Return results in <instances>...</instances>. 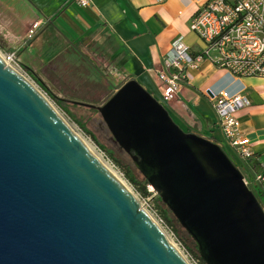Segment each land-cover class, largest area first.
Here are the masks:
<instances>
[{"label":"water","instance_id":"95a60500","mask_svg":"<svg viewBox=\"0 0 264 264\" xmlns=\"http://www.w3.org/2000/svg\"><path fill=\"white\" fill-rule=\"evenodd\" d=\"M97 110L205 264H264V206L213 139L136 79ZM152 197V198H153ZM0 264H188L48 99L0 57Z\"/></svg>","mask_w":264,"mask_h":264},{"label":"crops","instance_id":"0c3cea01","mask_svg":"<svg viewBox=\"0 0 264 264\" xmlns=\"http://www.w3.org/2000/svg\"><path fill=\"white\" fill-rule=\"evenodd\" d=\"M207 0H91L80 7L73 0H0V46L23 48L28 29L38 23L31 46L52 40L89 45L111 65L120 79H136L152 95L159 96L156 71L171 56L177 37L191 52L204 43L189 29L191 17ZM26 44V45H25ZM48 46V45H47ZM29 47V46H27ZM188 75L167 104L184 125L197 124L200 134L223 143V137L207 89L218 93H242L250 104L237 113L240 133L252 156L242 163L245 176L264 174V77H236L205 58ZM125 80V81H126ZM257 187L264 190V182Z\"/></svg>","mask_w":264,"mask_h":264},{"label":"built area","instance_id":"2783aa9c","mask_svg":"<svg viewBox=\"0 0 264 264\" xmlns=\"http://www.w3.org/2000/svg\"><path fill=\"white\" fill-rule=\"evenodd\" d=\"M90 1L73 0L80 7L89 6ZM39 26L38 23L33 24L24 38L27 40L32 38ZM189 29L204 43V48L191 52L182 43L181 37L171 42V56L165 57L163 67L156 71L161 82L159 98L164 105L175 97L187 79L188 75L184 70L187 67L196 68L205 58L210 59L217 68L236 77H264V0H207L191 17ZM0 57L6 65L22 73L15 51L0 50ZM41 92L48 98L47 92ZM205 95L211 101L222 133L223 143L220 145L228 150L238 165L229 157L242 169V163L252 156V150L247 139L240 133L237 113L247 107L250 101L242 93L230 94L227 91L215 93L207 89ZM98 148L96 150L99 154L116 169L104 151ZM244 181L247 185L251 183L253 187L258 186L264 182V174L255 175L254 180L245 177ZM149 190L153 192L152 189ZM141 207L171 239L188 264H199L198 259L191 256L176 240L171 229L149 203H144Z\"/></svg>","mask_w":264,"mask_h":264},{"label":"rangeland","instance_id":"374dc122","mask_svg":"<svg viewBox=\"0 0 264 264\" xmlns=\"http://www.w3.org/2000/svg\"><path fill=\"white\" fill-rule=\"evenodd\" d=\"M34 36H32V38ZM30 39H28L30 43L26 42L27 45L25 44L26 46L23 48H7L0 46V50L15 51L20 61L23 75L39 90L45 91L47 94L49 92L51 95L58 98L101 105L107 101L116 89L126 80L120 79L121 76L117 75L116 72L112 70L108 61L102 57L96 49L89 45L71 43V45L66 46L63 42L52 40L54 43L52 47H50L49 41H46L45 44L42 42V46H38L37 48L31 46ZM41 84L43 86H40ZM46 96L49 99L48 101L63 115V117L69 121V123L73 124L79 133L97 149L98 147L91 139L95 138L96 144L105 150L104 154L116 166V169H113L129 187L138 202L141 205L149 203V206L156 211L155 206L151 202V198L144 199L140 197L135 185L131 184L128 180L127 175L133 177L139 183H141L144 178L134 166L130 156L113 141L99 113L90 112L84 105L85 108L83 106H70V110L77 120L83 123L88 131L85 133L56 105L53 99H51V96ZM165 107L168 109L169 114H171L172 119L181 129L187 132L190 131L200 134L197 124H192L190 126L184 125L177 115L171 113L172 111H170L167 105H165ZM248 186L251 189L252 184L250 183ZM148 188L152 189L150 185H148Z\"/></svg>","mask_w":264,"mask_h":264},{"label":"trees","instance_id":"16d2710c","mask_svg":"<svg viewBox=\"0 0 264 264\" xmlns=\"http://www.w3.org/2000/svg\"><path fill=\"white\" fill-rule=\"evenodd\" d=\"M40 86H43V85L41 84ZM48 95L51 96V99H53V101L56 103V105L73 122H75L81 128V130L83 132H85V133L88 132L86 130L84 124L81 123L79 120H77V118L75 117V115L70 110V106L80 107V106H83V105H81V104L79 105L78 103H75V102H77L75 100H69V99H65V98H58V97H56L54 95H51V93H49V92H48ZM153 95L160 101L159 96H157L155 94H153ZM73 101H75V102H73ZM85 107L90 112L97 113V110L95 108L87 107V106H85ZM91 139L96 144L95 138H91ZM97 146L100 149H102L101 146H99V145H97ZM223 148L229 154V156L233 159V157L230 155V153L228 152V150L224 146H223ZM102 150L105 152L104 149H102ZM233 160L238 165L237 161L235 159H233ZM114 161L117 162L116 160H114ZM241 170L244 173V170L243 169H241ZM127 176H128V180L131 182V184L135 185V187L137 188V193L139 194L140 197H142L144 199L151 198V202L155 206L156 211H157V214L159 215V217H161V219L164 221V223L166 224V226L171 229V231L173 232V235L176 238V240L181 243V245L184 247V249L191 256H193L194 258L198 259L199 264H205L204 261L200 258L199 254H198V252L196 250V246H195L194 242L187 235V233L184 231V229L180 226V224L175 219V217L172 215V213L170 212V210L166 207V205L161 201V199L158 196L153 197L154 193L149 190V188H148V185L149 184L147 183V181L145 179H143V181L141 183H139L133 177H131L129 175H127ZM251 189L254 191L256 197L258 198V200L260 201V203L262 204V206H264V190H262L260 187H257V186H255V187L252 186Z\"/></svg>","mask_w":264,"mask_h":264},{"label":"bare ground","instance_id":"6f19581e","mask_svg":"<svg viewBox=\"0 0 264 264\" xmlns=\"http://www.w3.org/2000/svg\"><path fill=\"white\" fill-rule=\"evenodd\" d=\"M18 73H20L22 76L23 73H21L19 70H16ZM25 77V76H24ZM26 78V77H25ZM41 91V90H40ZM42 93V92H41ZM48 99V98H47ZM49 100V99H48ZM52 105V104H51ZM52 107L55 109L56 113L59 115V117L70 127V129L83 141V143L87 146L89 151L95 156V158L105 167L109 172H111L129 191V187L125 184V182L121 179V177L117 174V172L111 167V165L99 154V152L96 150L94 145L91 144L87 139H85L79 131L75 128V126L69 121H67L63 115L52 105ZM131 192V191H130ZM166 235V234H165ZM167 239L173 244L171 239L166 235ZM174 245V244H173ZM175 246V245H174ZM176 247V246H175Z\"/></svg>","mask_w":264,"mask_h":264}]
</instances>
